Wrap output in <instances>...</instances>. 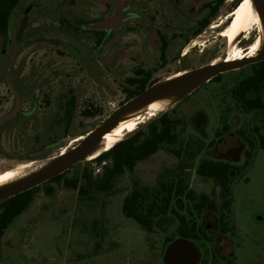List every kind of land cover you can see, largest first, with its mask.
<instances>
[{"label": "rangeland", "instance_id": "obj_1", "mask_svg": "<svg viewBox=\"0 0 264 264\" xmlns=\"http://www.w3.org/2000/svg\"><path fill=\"white\" fill-rule=\"evenodd\" d=\"M216 1L22 0L12 17L8 39L0 36V117L15 106L8 73L22 102L14 119L0 128V174L34 162L32 172L63 149L76 145L128 100L127 78L136 76L138 69L152 71L150 81L156 82L222 60L230 46L221 31L227 26V16L238 6H234L237 0H224L209 24L194 33L210 13L205 6ZM27 9V24L17 40ZM117 10L133 13L113 31L125 28V32L114 46L111 41L99 44L86 24L106 20ZM258 24L256 21L240 33L245 34L238 36L236 46L247 51L262 34ZM161 33L168 41L165 55ZM19 42L10 69L12 52ZM250 73L249 66L224 72L219 81L206 82L164 111L176 108L184 120L183 133L179 127L166 141L171 147L191 135L209 142L223 121L230 124V130L196 158H178L161 149L139 162L133 172L126 171L119 177L111 192H92V198L82 197L78 189L57 182L50 184L54 191L48 194L46 185L41 184L28 209L13 220L0 240V264H163L160 257L169 246L166 236L178 237V219L162 215L154 232H147L135 219L124 215V198L135 179L152 189L162 179L176 175L183 176L197 192L223 197L218 180L200 176L197 166L205 157L224 159L220 154L240 142L244 144L240 158L226 160L242 165L249 143L236 133L237 129L254 141V156L242 174L233 172L234 201L231 231L224 236L226 244L218 255L219 240L212 237V242L200 243L204 251L201 264H264V148L259 146L256 132L259 127L264 134V110L246 111L232 95L236 83ZM71 94L76 96L77 107L73 122L67 126L64 105ZM84 110L95 113L85 115ZM139 115L143 122L156 116L150 117L145 109ZM92 155L74 166L67 177L84 168L98 174L92 161L96 156ZM177 204L189 217L187 200L178 198ZM199 222L211 225V234L217 230L216 218L210 213L200 217ZM232 250L234 257L230 256L229 262L222 260Z\"/></svg>", "mask_w": 264, "mask_h": 264}, {"label": "trees", "instance_id": "obj_2", "mask_svg": "<svg viewBox=\"0 0 264 264\" xmlns=\"http://www.w3.org/2000/svg\"><path fill=\"white\" fill-rule=\"evenodd\" d=\"M21 1L0 0V36L5 40L9 37L12 17ZM223 1L217 0L205 6L210 8V13L200 22L198 29L209 24L210 17L217 14ZM238 1L235 2L234 6L237 5ZM82 22L85 23L86 21ZM92 31L94 33L98 32ZM161 40L163 43V55H165L168 41L162 33ZM249 67L251 73L236 83L232 89V95L246 111L264 110V60L252 63ZM151 75L152 71L138 69L136 76L127 78V82L130 85L129 88H125L128 99L139 94L147 86L154 83L150 81ZM220 78L221 74L210 81H219ZM76 107V96L71 94L67 97L64 105V118L67 120V126L73 122ZM84 113L85 115H94L95 112L84 110ZM183 124L184 120L176 108L168 110L150 121L146 126L117 142L109 150L103 151L93 158L92 161L99 169L98 174L94 175V171L84 168L77 175L67 177V174L74 166L81 165V162H79L69 170L43 183L46 185H44L45 191L48 194H52L54 187L50 184L57 182L66 187L78 189L79 194L86 198H92L90 196L92 192H111L119 177L126 171L133 172L139 162L149 158L159 150L166 149L178 158L191 160L196 158L205 148L213 147L216 140L230 130V124L227 121H223L222 126L216 131L215 138L209 142L191 135L186 141L181 140L178 146H167L166 141ZM3 125H0V128ZM184 130V127H182L181 132L183 133ZM256 132L260 137L259 146L264 148V134L260 132L259 127L256 128ZM236 133L243 136L249 143V149L245 150V160L242 165H237L226 159L205 157L199 161L197 166V173L200 176L218 180L220 187L227 194V198L223 203V211L220 213L221 229L225 232L231 230L229 219L232 217V204L234 201L232 191L234 183L233 172L235 171L240 175L247 170L254 156L253 149L255 148L254 141L248 139L242 129H237ZM82 179L84 180L83 183L81 182ZM39 187L40 185L0 201V240L13 220L28 209ZM177 197H185L187 200L193 201L198 213H201L205 209L218 210L215 200L209 194L205 192L196 193L181 175L162 179L158 186L152 189L142 185L139 180L135 179L131 192L124 198L122 210L125 216L135 219L144 230L150 233L154 231L158 217L172 214L180 220V224L176 230L177 235L197 239L200 236L199 233H202L205 237H208L197 223L190 225L187 215L175 207L173 202ZM188 210L191 209L189 208ZM174 239L173 235L166 236L167 243L172 242Z\"/></svg>", "mask_w": 264, "mask_h": 264}, {"label": "water", "instance_id": "obj_3", "mask_svg": "<svg viewBox=\"0 0 264 264\" xmlns=\"http://www.w3.org/2000/svg\"><path fill=\"white\" fill-rule=\"evenodd\" d=\"M252 2L259 12L264 27V0H252ZM28 10L29 9L25 11V15L20 22L16 35L17 40H20L22 33L25 30L28 20ZM128 16V14H123L121 10H117L112 17L100 22L87 24L86 27L90 29H111ZM20 46L21 42L16 45L12 52L9 62L10 69L13 67L14 59L16 58ZM225 57L218 62L213 61L206 65L182 72L181 75L174 77L170 76L147 86L139 94L133 96L117 107L100 125L83 136L76 145L67 149L64 153L61 152L39 169L29 172L27 175L17 180L1 185L0 201L41 185L54 176L69 170L75 164L86 160L90 155L99 150L104 134L115 128L125 116L141 110L159 99L171 98L173 103H175L182 100L219 74L263 61L264 42L256 56H247L245 58L231 61L226 60ZM7 83L15 96V106L9 113L0 117V125L13 119L22 106L20 94L11 81L10 73L7 74ZM163 113L164 111L161 114ZM161 114L143 122L138 126L137 130L146 126L150 121ZM243 145L244 144L240 142L238 147L229 150L226 154L222 155V157L224 159L231 157L234 161L238 160L244 147ZM200 255V249L194 241L181 237L175 239L169 244L165 251L164 261L166 264H197L200 260Z\"/></svg>", "mask_w": 264, "mask_h": 264}, {"label": "bare ground", "instance_id": "obj_4", "mask_svg": "<svg viewBox=\"0 0 264 264\" xmlns=\"http://www.w3.org/2000/svg\"><path fill=\"white\" fill-rule=\"evenodd\" d=\"M241 0H239L240 2ZM230 18V22L227 25L224 35L228 38H233L229 42V46L231 49V43L235 41L237 35L242 33L243 31L249 29L251 25L255 23L254 20L259 21V26L261 27L262 34L259 37V40H255L252 42L248 48L247 51H243L241 47L235 46V43L233 44L232 52L228 51V54L226 55V60H236L245 58L247 56H256L258 54V51L260 50L263 42H264V28L262 26V21L259 15V12L254 7L252 0H242L241 3L238 5V7L235 9V11L228 17ZM238 39V38H237ZM230 53V55H229ZM220 60H216L215 62H218ZM182 72H177L171 77L181 75ZM173 103V100L171 98H163L156 100L149 105H147L145 110H147V115L154 116L158 112H163L167 110ZM138 110L136 112H133L127 116H125L118 125L113 128L110 132H107L102 137V141L100 143V148L97 152L94 153V156L99 155L101 152L109 150L112 148L117 142L124 139L129 132L134 131L137 126L143 121L141 119V116L139 113L143 110ZM144 119V118H143ZM66 149L62 150V153H64ZM91 156V157H92ZM34 162L26 164L24 167L19 169H14L10 171H6L2 174H0V186L7 184L9 182H12L14 180H17L25 175H27L30 170H32V167H34Z\"/></svg>", "mask_w": 264, "mask_h": 264}, {"label": "flooded vegetation", "instance_id": "obj_5", "mask_svg": "<svg viewBox=\"0 0 264 264\" xmlns=\"http://www.w3.org/2000/svg\"><path fill=\"white\" fill-rule=\"evenodd\" d=\"M232 1H236V0H232ZM242 1V0H241ZM241 1L239 2L238 1V5L241 3ZM237 6V5H236ZM235 6V7H236ZM238 7V6H237ZM236 7V8H237ZM128 17L127 18H124V19H122L116 26H114L113 28H111V29H92V30H95V31H98L97 33H95L96 34V42H98L99 44H102V43H104L105 41H107V42H109V41H111V45L112 46H114L116 43H117V41H118V38H120L121 37V35L125 32V28H121L120 30H118L117 32H115V33H113V31L116 29V28H118L119 26H121V24L122 23H124L126 20H128L129 18H131L132 17V15H133V13H128ZM231 15V14H230ZM229 15V16H230ZM229 16H227V19H228V17ZM255 21V23L254 24H256V21H258V20H254ZM229 22H230V18L228 19V23H227V25L229 24ZM87 25V24H86ZM199 27V26H198ZM198 27L196 28V30H195V32L194 33H196V34H198L201 30H203L205 27H203V28H201V29H198ZM227 27V26H226ZM226 27L223 29V31H221V33L224 35V31H225V29H226ZM221 34V35H222ZM245 33H243L242 35H244ZM113 35V36H112ZM222 35V36H223ZM242 35H240V36H242ZM225 36V35H224ZM239 35H237L236 37H234V38H236L235 39V41L234 42H232L231 43V49H230V53L232 52V48H233V44L235 43V46H236V42H237V38H239L238 37ZM260 37V36H259ZM259 37L256 39V40H259ZM228 38V37H227ZM229 39V42L233 39V38H228ZM100 40V41H99ZM240 47V46H239ZM230 53H229V55H230ZM249 66V65H248ZM151 117V116H150ZM141 123H143V121L141 122ZM236 147H238V146H236ZM235 147V148H236ZM231 148H229V149H227L225 152H228L229 150H230ZM224 152V153H225ZM221 154H223V153H221ZM220 154V156H222ZM221 189V192L223 193V197H217L216 195H213V194H210V193H207V192H205V191H201V192H197L196 190V193H198V194H200V193H202V192H205V193H207V194H209L210 195V197L211 198H213L214 200H215V202H216V204H217V207H218V210L217 211H213V210H209V209H205L204 211H202L201 213H198L197 212V210L195 209V207H194V202L193 201H191V200H187L185 197H177V198H175L174 199V205H175V207L179 210V208H178V204H177V199L178 198H185L186 200H187V205H188V209L190 208L191 210H189V213H190V216L188 217L187 216V219H188V221H189V223H190V225H193L194 223H197V225L202 229V231L203 232H205L207 235H208V237H205L202 233H199L200 234V236H199V238H197V239H194V238H188V239H190V240H192V241H194L197 245H198V247H199V249H200V253H201V255H200V260L198 261V263L197 264H201L202 262H203V260H204V251H203V249H202V246H201V244L200 243H205V242H212V237H213V239H217V240H219V242H220V249L217 251V254L219 255L221 252H222V250H223V247L225 246V244H226V240L224 239V236H226L230 231H228V232H225V231H223L222 229H221V224H220V213L223 211V203H224V201H225V199L227 198V194L224 192V190L222 189V188H220ZM187 209V210H188ZM205 213H210V214H212V215H214L215 216V218H216V225H217V230L216 231H214V233H210V232H213V231H210V229H211V225H204V223L203 222H199V218L200 217H202ZM172 215V214H171ZM175 218H177L178 219V217H176L175 215H173ZM159 218V217H158ZM157 218V219H158ZM157 219H156V221H157ZM178 221H179V224H180V220L178 219ZM179 224H178V226H179ZM155 225H156V223H155ZM178 226H177V228H178ZM177 228H176V230H177ZM155 230V229H154ZM175 230V231H176ZM154 232V231H153ZM176 233V232H175ZM178 237H175V239H178V238H181V236H179V235H177ZM185 238H187V237H185ZM174 239V240H175ZM173 240V241H174ZM171 242H169V243H167V244H170ZM164 255H165V253L162 255V257H160V259H161V261L162 262H164L163 264H166L165 263V261H164ZM233 258L234 257V251L232 250L231 252H229V257H228V255H225V256H222V260H224V261H230V259H231V257ZM159 258V257H158ZM158 262V261H157Z\"/></svg>", "mask_w": 264, "mask_h": 264}]
</instances>
